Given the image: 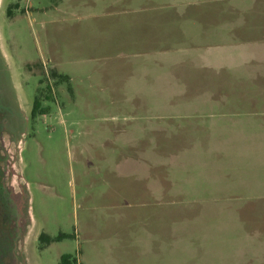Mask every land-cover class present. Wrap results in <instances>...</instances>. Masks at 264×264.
Returning <instances> with one entry per match:
<instances>
[{
	"label": "rangeland",
	"instance_id": "1",
	"mask_svg": "<svg viewBox=\"0 0 264 264\" xmlns=\"http://www.w3.org/2000/svg\"><path fill=\"white\" fill-rule=\"evenodd\" d=\"M190 1L0 0V264H264V0Z\"/></svg>",
	"mask_w": 264,
	"mask_h": 264
},
{
	"label": "crops",
	"instance_id": "2",
	"mask_svg": "<svg viewBox=\"0 0 264 264\" xmlns=\"http://www.w3.org/2000/svg\"><path fill=\"white\" fill-rule=\"evenodd\" d=\"M198 1L199 0H192L190 2H185V3H196ZM223 13H222V15L224 16ZM205 17H207V15ZM198 19H201V18H198ZM209 19L214 21L216 18L211 15V16H209ZM222 19H225V18H222ZM259 20L264 22V15H263V17L259 18ZM250 29H254V28H252V26H250L247 31H249ZM259 29H260V31L258 30V32H260V34L262 32L264 33V27L261 29V26H260ZM210 49L211 50H207L206 52H205L204 49L203 50H197V53L198 54H207V55L208 54H211V60H205L202 64H200L198 66L200 69H205L206 66H209L210 68H212V70H217V71H220L222 73V71L224 69L228 70L231 67H234V66H237V65H242L243 66V65L250 64L249 62H252L251 61V58L252 57H250L249 59L245 60L244 62H242V63H236L237 65L236 64L234 65L233 62L224 59V58H227V57H223V56L229 54V51L228 50L221 51V48H218L217 45L214 48H210ZM242 51L246 55L249 54V51L248 50H244L243 49ZM251 53H257L258 56H259V58H261V59L264 60V47L263 46L260 47L259 49H257V51H254V50L251 51ZM219 54H221L222 56L219 55ZM217 56H220V57H218V60L216 59ZM263 66H264V62H263ZM260 67H261V64H260ZM199 97H202V96H198V98ZM206 97H208V96H206ZM212 98L213 97L211 96V98H209V99H212ZM157 190H161V188H157ZM180 191H185V190L184 189L183 190L181 189ZM156 213H162V211H158ZM158 219L159 220L161 219L160 216L158 217ZM162 226L163 225L161 223H158V222H156L155 225H153V223H151L150 228L149 229L146 228V230H145L146 231V235L148 237L145 238L144 244H147V240H148V244L149 243L151 244L153 241H155L156 243L162 242L161 239H163V234H164ZM153 232H155V237H153ZM261 263H264V261L261 262Z\"/></svg>",
	"mask_w": 264,
	"mask_h": 264
},
{
	"label": "trees",
	"instance_id": "3",
	"mask_svg": "<svg viewBox=\"0 0 264 264\" xmlns=\"http://www.w3.org/2000/svg\"><path fill=\"white\" fill-rule=\"evenodd\" d=\"M40 103H41V97L40 96H36L34 99V103H33V108H32V117H36L39 113H43L45 111V109H41L40 107ZM45 236L44 234L40 235V239H44ZM51 242V241H50ZM71 255L69 254H64L61 256V261L60 264H71Z\"/></svg>",
	"mask_w": 264,
	"mask_h": 264
}]
</instances>
